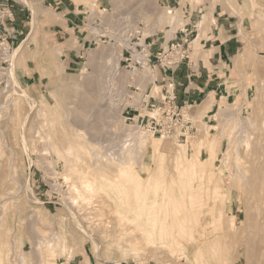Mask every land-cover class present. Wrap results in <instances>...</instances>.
I'll list each match as a JSON object with an SVG mask.
<instances>
[{"label": "rangeland", "instance_id": "1", "mask_svg": "<svg viewBox=\"0 0 264 264\" xmlns=\"http://www.w3.org/2000/svg\"><path fill=\"white\" fill-rule=\"evenodd\" d=\"M26 1L0 0V11H3L4 8L11 10L8 15L0 16V34L3 37L10 35V48L7 49L9 56L6 57L4 50L0 49V218L2 217L0 219L2 222L0 223V257L4 264H20V254L24 255L25 264H71L80 252L87 259H92L95 264H223V262L224 264H253V257L245 253L246 239L253 233L254 223L258 217L256 199L252 196L253 194L251 195L253 193L251 191V175H262L264 164H262V167L260 164L259 168V165L253 163L252 156V158L244 157L246 143L243 142L245 148L242 143L239 151L244 157L242 163L246 167L249 166L250 170L247 168V173L245 171L240 172L239 169V172L236 171L237 167H232V164L235 163V145L232 147V153L229 157L221 152L222 149L226 150L228 145L233 144L228 137L222 140L221 146L212 161L209 160L207 149L211 143H214L215 136H219V134H213L212 136L206 128L216 133L215 129L221 126L220 121L215 120L211 115L220 111L222 107L229 106L232 109L236 106L234 103H239L241 105L237 107L240 108V115L243 118L252 119L253 122L250 134L254 136L249 135V138L251 136L250 139L253 145H257L256 148L262 150L264 155V57L261 56L262 53L252 52L253 71L246 73L245 84L238 85L240 90L235 99L230 102H222L221 100L213 112L208 117H204L207 120L205 123L201 121L200 112L195 114L184 109L185 119L192 122L194 129L189 133L191 134L190 139L188 134L186 137L176 139L181 144L188 142L187 153L189 157L197 153L206 164L204 176L193 180V190L196 198L192 202L194 210L190 213L193 214L192 220L195 223L193 230L195 236L186 234L180 238L178 244L189 255L191 261L187 262L184 257L183 259L180 258L179 247H176L173 252L171 247L164 246L159 242L151 247L148 244L131 249L127 242L118 243L112 240L114 237L106 238L102 236L104 235L103 225L97 224L98 218L111 220L115 224L117 213L114 214V210H112V213L107 207L100 209V206H94L95 202L93 205H88L87 202L83 201L84 199H79L75 209L70 207L74 193L72 186L68 184L64 177L66 164L64 160L58 158L53 151L49 150L48 141L46 143L47 138L45 137L47 132L54 135L59 133V137L57 135L55 137L58 138V141L60 140L63 147H66L68 145L67 133L73 134L77 128L71 119H74L83 110L80 108L81 97L83 95L87 96L93 104L97 101V95L91 93L90 89L102 75L103 78L107 76L105 71L106 59L104 60L101 57L104 46L114 47L116 50L115 59L108 69H113L118 74L113 80L111 94H113L114 100L116 98V103L121 105L119 104L118 109L114 111L115 115L113 113L111 118L107 117L106 121H102L103 123L100 121V111L96 108H90L88 113L91 114L89 116L92 123H81L79 120H75L76 124L82 126L81 128L87 137L94 136L91 137L93 140L90 138L94 144L98 145L101 142L98 146L101 145L104 152L110 151L111 153L106 152L110 155L114 153L112 151L118 152L120 150L116 145V137L118 138L121 134L122 138H127L126 133L129 128L142 124L140 128L148 130L149 121L143 119V114L151 110L149 108L144 109L140 105L142 103L146 104L142 101L150 97V102L161 104L162 93L170 77L166 78L163 84H160L156 81V78L161 73L159 68L165 69V67L156 66L153 68L152 62L147 63L144 67L137 66L135 64L136 60H134L137 51H133L136 47L135 42H140L143 46H146L144 47L145 50L141 52L142 54L155 55L157 52L152 53L151 51L152 42L163 35H166V39L169 41L175 36V32L182 28L185 22H188L183 15L185 14V8H182L185 7V4H188L187 8L191 6L194 10L199 3L206 0H170V3L167 0H91L90 3H85L83 0H62L65 6L71 5L76 12H82L77 17L80 21L74 23H67V16L64 15L63 10L64 5L59 4L61 0ZM179 1L182 5L179 4ZM57 3L59 6L56 5ZM168 8H179L180 17L182 15L185 21L182 23L177 21L172 27L171 18L165 14ZM258 15V18L264 23V18H260V14ZM75 23L78 25L75 26ZM254 23L255 21L253 25H255ZM263 26L260 25V29L252 26L251 31L244 29L243 34L249 40L252 37L263 38ZM94 28L100 34L97 35L93 31ZM144 29L150 30V32L144 35ZM193 38H195L194 35ZM193 41L192 45L196 50ZM164 48H168V43H165L161 50ZM137 49L140 50L139 47ZM131 56L132 60L130 59ZM113 64L114 66H112ZM11 66L14 68V74L10 72ZM133 66L137 67L140 72L144 68L145 70L146 68L150 69L151 72H147L148 76L143 82L144 85L137 74L128 73ZM148 92H150V95L146 96ZM30 100L36 106H33L34 109H31ZM127 100L132 106L124 112V108L128 105L126 104ZM42 101L45 102V106L42 105ZM106 101L107 99L101 97L97 103L104 107L103 104ZM39 108L47 110L50 117L41 112L39 113L37 111ZM68 109L72 113L70 117L66 113ZM219 115L222 117L220 113ZM115 116L116 118H114ZM102 117H104L103 114ZM130 117L132 118L128 119ZM26 118L28 121H26ZM64 118L65 120L68 118L66 122H70V124L72 122L73 125L69 126ZM50 119L51 121H48ZM52 120H54L53 124L50 123ZM57 122L61 123L58 124ZM42 124H44V127ZM60 126H64V130ZM239 133L237 132L236 136H240ZM155 136L160 138L157 134ZM168 140L174 147L173 142L175 139L170 138ZM216 140L214 145L217 146L219 137H216ZM173 149H168L170 154L167 151L165 172L167 177L177 175L175 177L178 183L176 189H182L186 180L182 171L176 174L173 172ZM144 151L138 154L136 160H131L125 167L138 168L148 174V163L153 164L155 162V154L152 150ZM218 151L220 152L218 153ZM89 156L92 155L89 153L85 160L91 162L92 167H95L94 157L93 161ZM227 161H230V164ZM255 165L256 170H254ZM107 168H105V174L115 175L113 173L114 167ZM143 171L141 173L145 176L146 174ZM208 175H212L211 179L208 178ZM160 179H164V174L161 175ZM215 179L218 182L215 183ZM218 179L221 180V183ZM28 185L39 200L38 205L32 201L28 193ZM215 185H219V194L215 192ZM226 185L228 186L226 187ZM102 195L108 199L109 203H113V199L105 192ZM112 205L114 207L115 202ZM89 208L93 211H90ZM81 217L86 220L84 221ZM74 219L86 224H91L93 220L92 225L95 227L94 231L96 232L92 233L95 234L94 236L99 237V243L102 244L97 247L94 240L87 237L77 227ZM202 233L207 243H199ZM240 243H243L242 246ZM163 251L164 253H162ZM52 253L55 254L52 256Z\"/></svg>", "mask_w": 264, "mask_h": 264}, {"label": "bare ground", "instance_id": "2", "mask_svg": "<svg viewBox=\"0 0 264 264\" xmlns=\"http://www.w3.org/2000/svg\"><path fill=\"white\" fill-rule=\"evenodd\" d=\"M83 1L85 3H90L91 0H83ZM228 5H230V4H228ZM179 13H180L179 8H171V9L168 8L166 10L165 14H166V16L171 18L170 22H171L172 27L176 24L175 22H177V21L179 23H182L183 21H185L182 15L180 17ZM211 19H213V17ZM93 31L96 32L97 35L100 34V32L96 28H94ZM149 32H150V30L144 29V35H146ZM197 41H198L197 39H195L193 41L196 46H197ZM0 49H2V48L0 47ZM4 52L6 54V57H8L9 56L8 50L6 49V50H4ZM115 53H116V50L114 47L104 46L102 53H101V57L104 58V60L106 59V70L105 71L107 72V76H105L103 78V75H102V77L97 79L96 83L93 81L95 84H93V85L90 84V85H92L91 89H90L91 93L97 95V97H98L97 101L98 102H99V98H101V97L107 99V101L104 102V104H103L104 107H102V105H99L97 103V101L94 104L91 103L89 101V98L87 96L83 95L81 97V100H80V108H82L83 110L81 112H79V114H77L74 117V119L73 118L71 119L74 122L75 126L77 127V128L75 127L76 132H74L73 134L66 132L68 134V145L66 147H63L62 144L60 143V140L59 141L57 140L58 138H56L55 135H57V137H59V135H58L59 133L57 132L56 129L55 130L58 134L55 133V135H54L50 132H47V135L45 137V138H47V140L44 137L43 138L46 140V143L48 141L47 146H48L49 150L53 151L58 158L64 160V162L66 164V172H64L65 173L64 177H65V180L68 182V184H70L72 186V190L74 193V195L71 198L70 207L75 209L79 199H84L83 201L85 203L87 202L88 205H91V204L93 205L95 202L94 206L95 205L98 207L100 206L99 207L100 209L103 207H107L109 209V211L112 212V210H114V214L117 213V222L115 224L112 223L111 220L102 219V217H101V219L98 218L99 221H98V223L97 222L96 223L99 224L100 226L103 225L104 235H102V236H104L106 238H113L114 237L112 240L116 241L118 243L127 242L131 249H133L135 247H143V246L148 245V244L151 247L153 244H157L160 242L164 246H167L169 248L171 247L172 248L171 251L174 252L176 250V247H179L178 244L180 243V238L182 236H185L186 234L195 236V233H193V230L195 228V223L192 220L193 214L190 213V211L194 210L192 208V207H194V204L192 202L196 198V194L194 193V190H193L194 189L193 180L196 178H202L204 176L205 171H206L205 162L202 159H200V157L198 156L197 153H195L192 157L188 156V153H187L188 152V149H187L188 142L185 144H181L180 141H178L176 138H174L175 140L173 143L175 145H174V147H172V145L170 144L168 139L161 138V137L159 138V137L155 136L152 133V131L142 129L139 126H133V127L129 128L128 130L125 129V130H127V133L125 131L127 138H122L121 134H120L121 137L120 136L118 138L116 137V139H117L116 145L119 147L120 150H118V152L112 151V153L113 152L114 153L110 155V153H111L110 151L107 150L108 152H110L109 154H107L106 153L107 151L104 152V150L101 148V145L98 146L101 142L98 145L94 144L91 141V139H92L91 137H94V136L91 135V137H87L85 132H83V129L81 128L82 126H78L75 122V120H79V122H81V123L85 122V123L91 124L92 122H90V116H89L90 113H88L90 108H96L98 111H100L101 114H99V115H101V117H100L101 122L104 120L106 121L107 117H109V119H110L111 115L114 113V111H116V109H118L120 103L119 104L116 103V98L114 100L113 94H111L113 80H114V78H116L115 76L118 74H117V72L113 71V69H111V70L108 69L115 59ZM106 54H107V58H106ZM134 58H136L134 60L144 61V63H145L144 65H147L146 60H145L146 58H145L144 54H142V53L140 54L139 52H137V54L135 55ZM112 66H114V64ZM146 67H148V66H146ZM10 70H11L10 72H12V74H14L13 73L14 68L12 66H11ZM144 70H145V68H144ZM144 70H142L140 72V70L137 67L133 66L131 71L128 73L133 74V75L137 74L139 76V79H141V81L143 83L144 80L148 76L147 72H151L149 68H146L145 71ZM100 75H101V72H100ZM152 75H151V77H152ZM125 77H126V75H125ZM55 79L57 81L56 77H55ZM16 81H17V79H16ZM62 81H64V80H62ZM90 83H92V82H90ZM143 85H144V83H143ZM155 85H157V84H155ZM51 92H53V91H51ZM55 92L57 93V91H55ZM25 93H26V91H25ZM113 93H114V91H113ZM57 94H59V93H57ZM70 95H71V93H70ZM116 95H117V91H116ZM141 95H142V93H141ZM120 97H121V95H120ZM118 99H119V97H118ZM33 100H34V98H33ZM225 101H227L226 98H223L222 102H225ZM29 102H31L30 103L31 109H34L36 106L34 105L32 100H30ZM126 102H127L126 104H130V102L128 100ZM207 104H206V106H208V108L210 109L212 107V105L211 104L207 105ZM234 104L236 106H234V108H232V109H230L229 106H227L226 108L222 107V109H220V111L211 115L212 118H214L215 120L218 119V121H220L221 126H220V128H217V129L213 128L217 131L216 133H213V132H211V130H209V128H206L207 132L209 134H212V136H213V134H215V135L219 134V136L214 135L215 136L214 143H216V141H217L216 137H219V141L217 142V146L214 145V143H211L207 149L209 151L208 159L212 161V158L215 157V154H216L218 148H220V146H221L222 140L224 138L228 137L229 141H232L233 144L231 143V146L228 145V148L226 150L222 149L221 152L224 153L223 155L229 157L232 153V147L235 145L234 147L236 148V153L234 155V158H235L236 165L234 163V164H232V167H234V166H235V168L237 167L236 171H238V169H239L240 172L245 171L247 173L246 169L249 168V166L247 165L248 167H246L244 165V163H242V158H244V157L245 158H247V157L252 158L253 157V159H252L253 163L255 162L256 165H259L258 167L260 168V164H261V167H262V164H264V155L262 154V150H260L258 147L256 148L257 145L254 146L253 142L250 139L251 136L253 135V134L252 135L250 134L252 132L251 129L253 127L252 119L250 120V119H248V117L243 118L239 112L240 108L237 107V106H240L241 104L240 105H239V103H234ZM42 105L45 106L44 101H42ZM33 106H35V107H33ZM40 106H41V104H40ZM44 106H42V107H44ZM37 111H39V113L41 112L44 115H48L47 110H45L44 108L43 109L39 108ZM146 112H148V111H146ZM206 112H207V109L203 110L202 112L200 111V113H199V115L202 116V117H200L201 121H203L204 123L207 121L204 118L206 116ZM66 113L69 117H70V114L72 115V113H70L69 109H68V112L66 111ZM150 113H151V111H150ZM219 113L221 114L222 117H220ZM102 114L104 115V117H102ZM152 114H154L153 111H152ZM114 115H115V113H114ZM43 117H45V116H43ZM114 118H116V116ZM29 119H30V117H29ZM67 119L65 120V118H64L65 122L67 121ZM26 121H28L27 118H26ZM48 121H51V119ZM196 121H198V120H196ZM53 122H54V120H52V122H50V123L53 124ZM59 123H61V122H59ZM66 123H68L69 126H71V124H72V122H71V124H70V122H66ZM42 125L44 127V124H42ZM60 125H62V124H60ZM64 125H65V123H64ZM60 127H62V126H60ZM63 127H62V130H64ZM87 127H88V125H87ZM39 128H41V127H39ZM66 128L68 129L67 126H66ZM67 131H70V130H67ZM106 131H107V129H106ZM109 132H111V131H109ZM237 132H240L239 133L240 136H236ZM249 135H251L250 138H249ZM62 136H64V134H62ZM190 137H191V134H188L189 139H190ZM243 142L246 143L245 144L246 148H245ZM241 144L246 149L244 157L242 156L241 152L239 151V147L241 146ZM48 148H47V150H48ZM144 148L147 150V152H148V150L149 151L152 150L155 154V157H154L155 162L153 160V162H154L153 164L148 163V169H149L148 174H146L141 169H138V168L135 169L131 166L129 168H126L125 166L128 165L131 160H133V161L136 160L138 154H141L142 151H144ZM170 148H174L172 150V162L174 161L172 164L173 172L176 174V173H179L180 171H182V173H184V176H185L186 181L183 184L182 189H179V188L176 189V187H177L176 184H178V183H177V180L175 177L177 175H170L169 177H167V174L165 172L166 171L165 166H167V165H165V161H167L166 155H167L168 149H170ZM219 152L220 151H218V153ZM89 153L92 155V156H89V158L91 157L92 158L91 160H93V157H94V159H95V161L93 160L95 167H92V165L90 164L91 162L89 163L88 161L85 160L86 156L89 155ZM169 154H170V152H169ZM225 156H224V158H226ZM227 162H229V164H230V161H227ZM251 165H253V164H251ZM256 165H255L254 170H256ZM110 166L114 167V169H113L114 172L113 171L112 172L115 175L105 174V168L106 167L110 168ZM249 170H250V168H249ZM141 171H143L146 175L143 176ZM263 173H264V170H263V172H261L262 175H260V174L259 175H251L252 176L251 177L252 178V180H251L252 187L251 188L253 189V190L251 189V191H253V193H251V195L253 194L252 196H254L256 199V209L258 210V217L254 223V226H255L254 231L252 229L253 233L250 234V236H248L246 239V245H245L246 251H245V253L248 254V256L251 255L253 257V259H254L253 264H264V175H263ZM162 174H164V179H160ZM211 176L212 175H208V178L211 179ZM242 176H243V173H242ZM218 177H221V176H218ZM242 178L244 179V177H242ZM216 182H218V181L216 180L215 183ZM219 182L221 183V180H219ZM222 182H223V180H222ZM223 184H224V182H223ZM228 185H226V187ZM218 186H216V188H215L216 194L220 193V189L218 188ZM240 191H241V188H240ZM104 192L107 195H109L111 199H113V203L115 202L114 207H112L113 203H109L108 199L102 195ZM151 192H152V194H151ZM177 192H178V194H177ZM28 193L30 194L32 201H34V203H37L36 205H38L39 200L36 198L35 194L32 192V188L31 187L29 188V185H28ZM28 193H27V195H29ZM251 202H253V201H251ZM221 206H223V205L221 204ZM85 208H88V207H85ZM89 209H90V211L94 210L93 207H92L93 210H91V208H89ZM88 214H89V212H88ZM102 214H103V212H102ZM87 215H85V216H87ZM78 216H80V215H78ZM107 216H109V215H107ZM223 218H224V216H223ZM92 219L94 220L95 218H92ZM93 220H92V222H93ZM92 222H91V224H86V223L81 222L78 219H74V223L77 225V227H79L85 233V235H87V237L92 238L98 247V245L100 244L99 239H98L99 237L94 236L95 234L92 233V232H96V231H94L95 227L92 225L93 224ZM0 223H2V222L0 221ZM223 224H224V222H223ZM245 225H246V223H245ZM247 225H249V224H247ZM234 226H235V224H234ZM2 227H4V226H2ZM113 227H114V229H112ZM225 231H226V229H225ZM53 236H54V234H53ZM201 236H202V238L199 239V243H203V244L207 243L206 240L203 238L204 237L203 233ZM55 237H56V235H55ZM61 237H63V236H61ZM241 238H242V236H241ZM60 240H62V239L60 238ZM39 242H40V240H39ZM100 242H101V239H100ZM235 242H238V241H235ZM61 244H62V242H61ZM242 244H241V246H242ZM7 246H8V244H7ZM156 247H157V245H156ZM191 248H193V247L191 246ZM231 248H232V246H231ZM53 250H54V248H53ZM179 250H180L179 256H181L180 258L183 259V257H184L185 259H187L186 260L187 262H190L191 259L189 258V255L184 251V248L179 247ZM238 251H239V249H238ZM238 251H237V253H238ZM162 253H164V251ZM54 254L55 253H52V256ZM9 255H11V254H9ZM99 258H100V256H99ZM176 260H177V258H176ZM158 261H159V259H158ZM250 261H252V260H250ZM19 263L25 264V257L23 254H20V256H19ZM0 264H4L1 257H0ZM48 264H50V263H48ZM54 264H56V263H54ZM223 264H224V262H223Z\"/></svg>", "mask_w": 264, "mask_h": 264}, {"label": "crops", "instance_id": "3", "mask_svg": "<svg viewBox=\"0 0 264 264\" xmlns=\"http://www.w3.org/2000/svg\"><path fill=\"white\" fill-rule=\"evenodd\" d=\"M59 4L64 5L62 0ZM179 4L182 5L180 1ZM187 5L182 9L185 8L186 23L196 25L193 28V35L198 39L196 50L192 45L190 58L180 65L159 68L161 73L156 81L163 84L170 77L176 87V103L195 114L207 109L206 118L223 98L228 102L235 99L240 90L238 85L245 84L246 73L253 71L252 52L262 53L264 57V37L249 40L243 34L244 29L251 31L252 26L256 29L263 26L258 14L264 18V0H206L194 10ZM63 10L67 23L80 21L77 17L81 11L76 12L71 5H64ZM180 35L178 29L175 36ZM165 43H168L166 35L159 36L152 42V53L160 51ZM207 103L212 105L210 109ZM71 264L95 263L80 252Z\"/></svg>", "mask_w": 264, "mask_h": 264}, {"label": "built area", "instance_id": "4", "mask_svg": "<svg viewBox=\"0 0 264 264\" xmlns=\"http://www.w3.org/2000/svg\"><path fill=\"white\" fill-rule=\"evenodd\" d=\"M11 12L9 8H4L3 11H0V16L8 15ZM184 17H186L184 15ZM196 25H189L185 23L182 28L179 29L181 35L175 36L168 41V48H164L161 51H158L155 55L146 54L145 60L146 63L152 62V67L156 66L160 67H173L180 65L185 59L190 58V54L192 51V40L193 38V28ZM1 33V29H0ZM10 35H5V37L0 34V47L3 50L10 48ZM136 47L140 48L138 50L136 47L134 50L141 53L146 47L143 46L140 42H135ZM133 59L132 56L130 58ZM154 59V60H153ZM135 64L137 66L144 67V61L136 60ZM175 83L172 79L166 82V87L164 92L162 93V103H152L151 97L146 98L142 102H146V104H141V106L145 108H149L151 110L149 112H145L143 114V119L149 121L148 130L152 131L154 135H159L161 138L170 139V138H179L186 137L187 134L190 133L194 129L192 122L187 121L184 115V107L179 106L176 103V92H175ZM150 92L146 94L149 96ZM132 105L128 104L124 108V112L128 111L127 108H130ZM133 109V108H132ZM153 109V110H152ZM152 111L154 114H152ZM132 117L128 118L131 119ZM142 127V124L138 125Z\"/></svg>", "mask_w": 264, "mask_h": 264}]
</instances>
